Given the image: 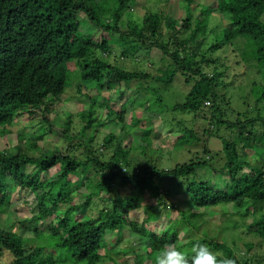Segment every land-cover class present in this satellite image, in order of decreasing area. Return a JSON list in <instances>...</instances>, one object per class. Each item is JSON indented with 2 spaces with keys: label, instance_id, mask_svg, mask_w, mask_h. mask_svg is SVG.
Segmentation results:
<instances>
[{
  "label": "trees",
  "instance_id": "obj_1",
  "mask_svg": "<svg viewBox=\"0 0 264 264\" xmlns=\"http://www.w3.org/2000/svg\"><path fill=\"white\" fill-rule=\"evenodd\" d=\"M137 1L0 0V134L22 116L32 119L39 113L42 117L38 121L34 119L30 127L49 126L47 131L37 128L34 138L28 136L26 140L20 133L21 143L16 151L0 148V213L5 210L13 190L30 191L36 200L33 215L19 221L25 229L34 232L33 238H25L12 224L0 228V264H52L41 259L48 246H53L59 261L66 264H101L104 256L120 264L114 255L124 252L121 245L126 224L129 232L134 233L133 240L142 247L138 253L136 245L131 246L133 256L128 257L132 264H155L160 251L172 244L191 258V249L197 242L207 244L222 257L235 260V264H264V259L258 258L262 254H249L253 243L245 244L247 250L242 255L227 241L209 234V229L203 228L200 237L187 231L181 234V227L201 229L212 208L226 206L232 209L227 221H232L233 215L243 218L248 213L251 218L247 216L242 225L259 239L258 245L264 242V161L257 159L264 152V0H210L207 6L199 0H182L188 16L179 27L177 18L166 17L167 29L159 13L148 12L142 17L131 13L129 7ZM200 6H204L202 11L197 10ZM214 11L231 18L217 40V48L232 49L239 64L255 67L261 74L262 82L253 81L247 92L256 114L234 109L236 96L228 92L230 88L227 93H220L221 72L215 67L212 73H207L203 63L205 55L199 59ZM124 17L129 18L127 28ZM107 19L110 20L106 22ZM84 20H88L85 28ZM113 37L119 39L121 46L135 45L134 52L145 49L150 54L153 51L160 56L164 54L175 69L161 79L143 70L114 64L111 61L114 45L110 42ZM70 63L75 69H70ZM72 72L80 77L74 81L78 93L91 101L81 111L84 124L76 127L72 114H68L61 143L54 148L29 146L32 140L44 139L52 132L48 115L54 114L57 101L65 99L72 84ZM178 74L190 88L171 105L174 111L193 113L194 127H182L181 120L172 119L182 127L175 143L196 146L203 136L221 138L224 154L221 162L224 163L220 168L214 165V156L206 144L189 161L169 169L157 167L149 161L147 152L150 129L141 131L142 140L132 146L123 144L114 131L108 132L103 142L113 144L111 155L108 150L96 147L106 123H122V131L126 128L127 114L133 110L129 105L135 103L133 96L123 102L109 97L99 105L96 94L120 91L125 86L130 88L131 81L145 77L152 82L140 84L142 91L153 92V104L163 105L162 95L167 89L159 84L171 85ZM150 100L146 97L140 105H153ZM114 105L121 106L116 109ZM102 106L107 113L101 112ZM131 119L139 122L134 111ZM201 120L206 121L204 126H200ZM225 126L233 133L232 139L219 135V129ZM59 145H65V150ZM139 149L144 153L133 157L134 150ZM252 152L256 161L251 159ZM141 158H146L150 165L145 166ZM81 173L86 174L94 190H90L83 202H77L71 197L73 191L86 188L85 181L79 179ZM165 176L185 188V199L168 200L171 189H164ZM120 185L131 186L134 193L115 197ZM103 193H108L110 199H104ZM97 199L105 202V206L96 216L88 215L87 210ZM168 202L181 218L163 227L146 225L161 220ZM138 204L143 209L136 216L143 217L136 221L132 217ZM44 223H48L47 232L40 230ZM153 252L157 256H152ZM131 259L128 260L131 262Z\"/></svg>",
  "mask_w": 264,
  "mask_h": 264
},
{
  "label": "rangeland",
  "instance_id": "obj_2",
  "mask_svg": "<svg viewBox=\"0 0 264 264\" xmlns=\"http://www.w3.org/2000/svg\"><path fill=\"white\" fill-rule=\"evenodd\" d=\"M198 2L203 3L207 6L209 5L210 0H199ZM202 8H204V6H200L197 10L202 11ZM129 11L135 16L141 17L148 12L159 13L163 18L165 28L166 17L170 16V19H172L173 17L177 18V27H179L182 24V19L188 16L187 10L184 8V1L182 0H138L134 5H131V7H129ZM195 14H197L196 10ZM212 15L213 16H211V19L209 21L210 31L208 32L206 39H203L204 43L201 44V54L199 56V59L202 58V54L205 55L206 61H204L203 63L207 73H212V70L215 67H217L219 72H221V75L218 77L221 83L220 93H227L228 87L230 88L228 92H232L236 96V105L234 106V109L237 108L242 112L256 114V110L252 108V105L249 102L247 92L250 89L249 85H251L253 81L262 82L261 74L255 67H249L243 62L239 64V58L235 56L236 53L232 49L228 48V50L225 51L222 48H217V40L222 36V31L230 23L231 18L226 13H218L215 11L212 13ZM109 20L110 19H107L106 22H108ZM87 21L88 20L82 21V25L84 26V28L88 26ZM123 21L124 27L127 28V22L129 21V18L124 17ZM110 39V42L114 45V53L111 56V61L114 64L118 63L119 65L124 66L130 70H143L161 79L168 77L172 70L175 69V66L173 65L171 60L164 54H161L160 56L156 53V51H153L150 54L147 53L145 49L134 52L133 47H135V45L121 46L117 37H113ZM213 48L216 49L214 50ZM124 51L125 54L123 53ZM71 68L75 69V65L73 63H70V69ZM72 76L73 77L70 78L72 84L69 86L67 93L64 95L65 99L63 101H57L54 104V114L52 113L48 115L51 121L50 124L52 127V132L47 133L44 136V139L37 138L32 140L31 142H29V146L54 148L58 143H61L60 136L66 122V115L68 114H72L76 127L79 128L84 124L81 111L87 109L91 101L90 98H86L84 94L78 93L77 88L74 85V81H79V75H76V73L72 72ZM151 82V78L144 77V79H142L141 81H131L129 84L130 88L125 86L120 91L106 90L99 95L96 94V96L99 98V105H101L102 102H105L106 98L109 97H116V100L120 99V101L123 102L129 96H133L135 100L134 105H129L133 107V110L129 111L127 114V122L125 123L126 128L122 131V129L120 128V126H122V123L117 125H114L115 123H106L104 127L101 128V132L98 135V143L96 147H98V149H103L104 151L108 150L109 155H111V151L114 150V146L112 143L109 145H104L103 137L105 136V134L110 131H114L115 133L120 135L123 144L132 146V144L134 145L135 143L140 141L142 137L141 131L150 129L151 135L149 139V149L147 152L151 157V160L149 161L155 164L157 167L169 169L179 163L189 161L192 158V155L196 153V151L201 152L206 144V146L211 149L210 154L214 156V165L217 168H220V166L222 165L221 163H224L223 160L221 162V159L224 155L222 151L223 141L221 138L202 135V140L199 141L196 146H189L186 145V143H175L182 134V127H194L193 113H187L181 110L174 111V105H171L180 100L181 94L186 93L189 90L190 86L185 84L184 80L182 79V77H180L179 74L171 85L165 86L164 84H159L162 88L166 87L167 90L166 92H163V90H161L163 92V105H154V93L150 92L148 94H145V92L142 91V87H140V84L141 86H144L151 84ZM92 93L91 96L93 95ZM146 97L151 99L150 101L153 105H140ZM119 106L121 105H116V109ZM100 110L103 114L107 113L106 109L103 106L100 108ZM133 111L136 119H139L138 123L133 122L131 119V116H133ZM102 116L106 117L105 115ZM41 117V113L35 115L32 119H30V117L22 116V118L16 120L14 125L9 126L6 129L4 128V134H0V148H9L12 151H16L17 145L21 143L19 139L20 133L26 140L28 136L34 138V130L39 127H42L43 129H45V131H47L49 129L48 124H36L35 126L30 127L31 123H34V119L38 121ZM174 118L181 120L182 123H184L181 128H179V125L176 124V121L172 120ZM232 118H234V116H232ZM196 120L198 119H195V121ZM205 123V120H201V125H198L204 126ZM219 135L225 138L232 139L233 133L225 126L219 129ZM25 144L26 143H24L23 145ZM105 146H107V149L105 148ZM59 147L63 151L65 150V145H59ZM139 152L144 153L140 149L134 150L132 156L134 157L135 155H139ZM217 152H219L218 155H216ZM250 155L251 159L253 161H256L253 152ZM257 159L264 161V152L261 154V156L259 155ZM142 162L145 166L150 165V163L146 161V158L145 160L142 159ZM204 177L205 175L202 177V179ZM79 179L85 181L86 188L75 189L73 191L74 194H72L71 197L74 198V200L77 202H83L86 196L89 194L90 190H94V186L88 179H86L85 173H81ZM177 183L178 181L171 178L170 176H165V178L163 179V184L165 186L164 189H171L170 194L167 195L170 202L179 201L186 198L185 188L178 186ZM117 187L118 188L114 193L115 197L124 196L128 193H134V190L131 188V186L120 185ZM102 196L104 199H110L108 193H103ZM27 202H29V204ZM170 202L166 203L167 208L163 211L160 221L148 222L146 223V225H150L151 227H156V225L158 227H163L165 226V224L167 225V222L173 223L175 220H179L178 218H181V216L177 210H173L170 208ZM105 204V202L99 199L95 200L87 210L88 215L96 216L99 209L104 207ZM35 206L36 200L34 198V195L30 191L22 192L13 190L9 202H7L4 206L5 210L0 213V228H7L12 224L14 225L13 227L15 231L18 233H22L25 238H33L34 232L25 229L23 225L19 224V221L33 215V207ZM134 208L136 214L134 215V217H132V219L139 221L143 216H141V214L139 216L136 215L139 214L140 211H142L143 206L141 204H138ZM211 210L212 214L208 215V219L202 225L201 229L193 231L188 226L184 229L183 227H181V234H186L187 231L193 234V236L195 237H200L202 236L203 228H206L209 229V234L217 235L220 241H227L229 246L237 248L239 250V253H241L242 255L243 251L247 250L245 244L253 243L254 248L249 251V254H255L259 252L262 255H259L258 258L261 260L264 259V242H262L261 245H258L259 239L255 238L252 233H249L248 228H246L245 225H242V221L247 219L248 213L243 218L241 215H233V220L227 221L228 216L230 215V211L232 210L231 208L229 209L226 206H218L212 208ZM243 212H245V209L243 210ZM248 218L251 217L248 216ZM47 227L48 223L41 224L40 230L43 232H47ZM156 230L160 232V228H157ZM123 233V243L121 247H123L124 252L114 256L118 259L120 264H132L131 257L133 256V250L131 246L136 245V250L138 253L142 252V247L138 246L140 244L137 240H133L134 233L129 232V224H126V230H124ZM109 239L111 240V242L115 241V239H113V237L111 236L109 237ZM184 241H186L185 236H183L182 238V242ZM147 244L144 245V250L148 248ZM239 248H241V251ZM151 255L157 256V252H153L151 253ZM41 259L45 262H51L52 264H66L65 262L59 261L57 251L53 248V246L46 247ZM128 259H131V262ZM67 264H73V262H68ZM78 264L84 263L79 262ZM101 264L114 263L111 258H109L108 256H104Z\"/></svg>",
  "mask_w": 264,
  "mask_h": 264
},
{
  "label": "clouds",
  "instance_id": "obj_3",
  "mask_svg": "<svg viewBox=\"0 0 264 264\" xmlns=\"http://www.w3.org/2000/svg\"><path fill=\"white\" fill-rule=\"evenodd\" d=\"M155 264H235V260L222 257L204 243H195L191 258L174 244L166 245L155 259Z\"/></svg>",
  "mask_w": 264,
  "mask_h": 264
}]
</instances>
